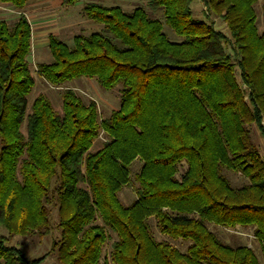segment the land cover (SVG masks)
<instances>
[{"label": "trees", "instance_id": "trees-1", "mask_svg": "<svg viewBox=\"0 0 264 264\" xmlns=\"http://www.w3.org/2000/svg\"><path fill=\"white\" fill-rule=\"evenodd\" d=\"M29 1L0 3L20 10ZM192 1L145 0L161 18L142 5L88 1L83 11L98 31L74 35L72 46L48 36L50 60L37 64L47 83L86 77L104 89L120 86L118 108L100 120L95 101L72 88L62 92L61 112L43 95L27 112L31 26L22 11L10 27L0 19V229L7 232L0 264L41 261L8 238L46 234L52 208L61 264H99L107 230L117 236L112 264H259L250 247L223 244L206 225L250 226L264 255V155L249 129L254 123L264 134L258 0H202L205 17H220L228 36L194 17ZM100 130L104 141L90 151ZM134 159L141 161L136 198L125 206L116 192L130 183ZM223 168L246 182L233 186ZM150 216L161 233L188 240L186 251L156 242Z\"/></svg>", "mask_w": 264, "mask_h": 264}, {"label": "rangeland", "instance_id": "rangeland-1", "mask_svg": "<svg viewBox=\"0 0 264 264\" xmlns=\"http://www.w3.org/2000/svg\"><path fill=\"white\" fill-rule=\"evenodd\" d=\"M32 1L35 4L34 9L32 8L33 10L30 12L31 14L27 12L29 7L19 10L10 4L0 3V19L4 20L9 27L13 25L20 11L25 12L31 26V51L28 55V61L34 84L26 95L27 112L30 110L29 107L32 101L38 95L45 96L49 100L52 108L56 112H61L62 92L65 88H72L84 102H88L89 100L95 101L99 120L107 117L112 110L117 109L119 106V85L111 89H104L98 86L93 78L79 77L68 80L59 86H54L47 83L39 74L37 64L50 60V52L47 47L48 36L50 34L56 35L68 46H72V37L74 35H88L92 31H98L101 25L88 19L84 14L83 5L88 1H96L104 5L119 4L125 10H131L136 5H142L149 14L156 15L159 18L162 17L161 12H152L146 6L145 0H77L70 6L63 5L61 0ZM261 3L262 0H258L254 6L258 31L264 29V9H262ZM190 7L194 17L213 22L216 29L227 36L229 35L228 29L220 17L213 15H209L207 18L205 17V7L202 0H193ZM163 28H165L166 34L171 37L172 35L167 29L168 27L165 25ZM262 123H264V120H262ZM249 129L257 150L261 155H264V134L260 132L254 123L249 124ZM21 130L23 132L25 131L24 123ZM104 136L100 130L99 135L93 141L90 151H95L102 145ZM140 165L141 161L138 159H134L130 163V183L121 186L116 192V196L122 205H129L136 198L134 191L137 185L135 175L138 173ZM184 167V164L179 167L176 177H179ZM222 172L233 186H239L246 182V178L238 171L223 168ZM57 217V210L52 208L50 210L51 227L46 234L11 235L8 238V244L19 247L30 260L42 257L38 264H61L57 256L56 248H52V242L58 240L60 235L59 228L56 226ZM146 222L156 242H167L181 252L186 251L187 246L190 244L188 240L174 239L161 233L156 218L153 216L148 217ZM206 225L221 243L232 247L246 245L252 249L259 264L264 263V255H262L260 241L253 236L250 226L226 228L211 223H206ZM107 231L108 237L102 245L99 264H104L105 262L112 264L109 252L111 243L117 236L109 230ZM0 233L7 236L5 230L0 229Z\"/></svg>", "mask_w": 264, "mask_h": 264}, {"label": "crops", "instance_id": "crops-1", "mask_svg": "<svg viewBox=\"0 0 264 264\" xmlns=\"http://www.w3.org/2000/svg\"><path fill=\"white\" fill-rule=\"evenodd\" d=\"M1 4H6V3H1ZM34 4H35V2L34 1H32V0H30L24 7H23V9H26V8H28L29 7V9L27 10V12H31L33 9H34ZM33 8V9H32ZM23 12V11H22ZM24 14H25V12H23ZM31 14V13H30Z\"/></svg>", "mask_w": 264, "mask_h": 264}]
</instances>
